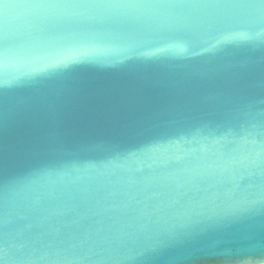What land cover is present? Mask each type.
Wrapping results in <instances>:
<instances>
[{
  "label": "water",
  "instance_id": "95a60500",
  "mask_svg": "<svg viewBox=\"0 0 264 264\" xmlns=\"http://www.w3.org/2000/svg\"><path fill=\"white\" fill-rule=\"evenodd\" d=\"M264 262V0H0V264Z\"/></svg>",
  "mask_w": 264,
  "mask_h": 264
},
{
  "label": "bare ground",
  "instance_id": "6f19581e",
  "mask_svg": "<svg viewBox=\"0 0 264 264\" xmlns=\"http://www.w3.org/2000/svg\"><path fill=\"white\" fill-rule=\"evenodd\" d=\"M260 264H264V262L263 263H260Z\"/></svg>",
  "mask_w": 264,
  "mask_h": 264
}]
</instances>
